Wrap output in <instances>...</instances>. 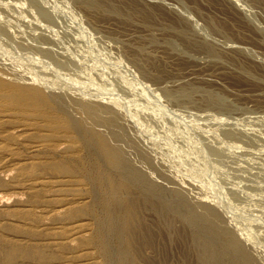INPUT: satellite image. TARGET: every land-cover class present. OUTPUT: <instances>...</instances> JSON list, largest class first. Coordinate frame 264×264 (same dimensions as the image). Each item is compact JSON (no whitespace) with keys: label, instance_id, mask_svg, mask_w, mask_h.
<instances>
[{"label":"rangeland","instance_id":"1","mask_svg":"<svg viewBox=\"0 0 264 264\" xmlns=\"http://www.w3.org/2000/svg\"><path fill=\"white\" fill-rule=\"evenodd\" d=\"M0 79L57 126L0 102L1 243L121 264L113 198L136 204L132 264H241L233 242L264 264V0H0ZM99 141L145 184L109 195Z\"/></svg>","mask_w":264,"mask_h":264},{"label":"bare ground","instance_id":"2","mask_svg":"<svg viewBox=\"0 0 264 264\" xmlns=\"http://www.w3.org/2000/svg\"><path fill=\"white\" fill-rule=\"evenodd\" d=\"M14 86V85H13ZM53 101V100H52ZM0 102L1 104L5 107L6 111L8 110L9 112L15 113V114H22V116H26V117H32L35 118L36 121H38L41 126L47 130H53L55 129L57 126L55 125V115H54V110L52 105L50 104L49 101V96H47L46 94L42 93L41 91L37 90L36 88L33 87H28V86H9L7 84H5V82L0 79ZM54 102V101H53ZM56 103V102H55ZM56 108V107H55ZM60 108V107H59ZM93 108V107H92ZM91 108V109H92ZM98 108V107H97ZM96 107L94 109H97ZM90 109V108H89ZM92 109V110H94ZM89 111V110H88ZM91 111V110H90ZM104 111V110H103ZM98 112V111H97ZM6 113V112H5ZM70 113V112H69ZM68 113V114H69ZM94 113V112H93ZM105 113V112H104ZM108 114V113H106ZM72 115V114H71ZM111 116V115H110ZM112 118V117H111ZM110 118V119H111ZM89 119V118H88ZM106 119V118H105ZM109 119V118H108ZM104 121V120H103ZM99 122V121H98ZM108 122V121H107ZM101 123V122H100ZM98 125V124H97ZM63 128L68 129L69 123L65 122L61 125ZM60 126V127H61ZM90 126V125H89ZM96 126V125H95ZM59 127V126H58ZM92 127V126H91ZM71 128V127H70ZM82 129V128H81ZM93 130V128H92ZM88 131V130H87ZM73 133V132H72ZM77 133V132H76ZM103 134V133H102ZM101 137V136H100ZM106 137V136H105ZM84 138L86 139L87 143H92V141L94 140L93 135L90 134L89 132H86V134H84ZM114 139V138H113ZM48 140V139H47ZM106 140V139H105ZM110 140V138H109ZM111 141V140H110ZM73 143V142H72ZM110 143V142H109ZM114 143V142H113ZM99 149L100 151L104 154V156L106 157L109 165L116 170L117 172H119V176L117 178V180L115 181L112 177H108L107 178V191L109 195H114L115 193L119 194L120 192L125 193L129 187L128 184L130 183H142L141 185L145 184L144 179L146 178H142L141 175L135 174L133 171H131V169H129L128 167H126V164L122 163V161L120 159H122V157L119 159L117 157V155L110 150L105 144L101 143L99 141ZM89 146V145H88ZM116 148V147H115ZM113 149V148H112ZM116 150V149H115ZM118 151V150H117ZM99 152V151H97ZM120 154V153H119ZM122 154V153H121ZM120 154V155H121ZM143 156V155H142ZM126 159V158H125ZM128 160V159H127ZM131 161V160H130ZM124 162V161H123ZM96 164V163H95ZM131 164V163H130ZM133 164V163H132ZM96 167V166H95ZM134 167V166H133ZM47 169H50L52 171L55 172H60L62 174H66L67 172H70L72 170H70L71 168H69L68 166L64 165V164H60V163H52V164H48V166L46 167ZM135 168V167H134ZM133 168V169H134ZM101 170V169H100ZM109 171V170H108ZM138 172V171H137ZM99 173V172H98ZM109 173V172H108ZM71 174V173H70ZM103 175V174H102ZM64 176V175H63ZM88 176V175H87ZM107 176V175H106ZM109 176V175H108ZM146 176V175H145ZM72 177V176H71ZM73 179V178H72ZM140 182V183H139ZM70 184V183H68ZM99 186V185H98ZM146 187H149V185H144ZM66 187V186H65ZM130 188V187H129ZM147 188V194L148 190ZM105 189V188H104ZM144 189V188H143ZM99 193V192H98ZM114 193V194H113ZM146 193V191H145ZM70 194V193H69ZM108 194H106L107 196H109ZM72 195V194H71ZM93 196V195H92ZM126 196V195H124ZM111 197V196H109ZM130 197V195H129ZM128 197V198H129ZM135 197V196H134ZM98 198V197H97ZM100 198V197H99ZM107 198V197H105ZM111 198H109V200H106L105 203L107 205V210L109 212L108 215L112 214L113 216L115 215L118 220H121V224L122 227L124 228V233L126 234L127 239L125 238V240H127V242H125L126 244L124 245V248L122 250L121 254V264H132L134 262V260L136 259V248H135V238L133 237L134 235H136L135 233V227L136 225V217H135V212H136V204L134 205L132 202L130 201H126L120 205L119 201H117L118 203L113 201V198L110 200ZM98 200V199H97ZM115 200V199H114ZM133 201V200H132ZM140 201V199H139ZM72 204V203H71ZM75 204V202H74ZM70 205V204H69ZM157 205V204H156ZM120 206V207H119ZM104 208V207H103ZM163 208V207H162ZM143 209V208H142ZM139 210V209H137ZM159 210V209H158ZM160 211V210H159ZM139 212V211H138ZM79 214V213H78ZM160 214V213H159ZM76 217V215H74ZM138 216V215H137ZM76 219H78V217H76ZM80 219V218H79ZM111 219V218H110ZM119 220V223H120ZM106 221V220H105ZM112 221V220H111ZM141 222V220H139ZM101 222V221H100ZM34 223V222H33ZM81 223V222H80ZM119 225V226H120ZM138 226V225H137ZM144 228V227H143ZM150 228V227H149ZM104 229V228H103ZM119 230L120 227L118 228ZM139 229V228H138ZM145 229V228H144ZM147 230V229H146ZM144 231V230H143ZM142 231V232H143ZM151 231V230H150ZM149 231V232H150ZM99 232V231H98ZM121 232V231H120ZM139 232V231H138ZM141 232V231H140ZM139 232V233H140ZM105 233V232H104ZM145 234H147L146 232H144ZM121 234V233H120ZM121 234V235H123ZM151 234V232L149 233ZM102 235V234H100ZM142 235V234H141ZM148 236V234L146 235ZM179 236V235H178ZM181 236V235H180ZM105 237V236H103ZM102 237V238H103ZM140 237V236H139ZM150 237V236H149ZM154 237V236H153ZM95 238V237H94ZM106 238V237H105ZM137 238V237H136ZM148 238V237H147ZM139 238H137L138 240ZM155 239V238H154ZM116 240V239H115ZM153 240V239H152ZM146 242V241H145ZM150 242V240H149ZM5 243V242H4ZM7 243V242H6ZM82 243V242H81ZM119 243V242H118ZM140 243V242H139ZM138 243V244H139ZM143 244V243H142ZM150 244L152 245V243L150 242L148 245L150 246ZM196 244V243H195ZM84 245V244H83ZM141 245V244H139ZM34 246V245H33ZM101 246V244H100ZM136 246L137 243H136ZM27 247V246H25ZM70 247V246H69ZM108 247V246H107ZM140 247V246H139ZM137 247V248H139ZM151 247V246H150ZM228 249H230V251L233 254L234 259L237 262H240L241 264H247V260H245V258H242V255H240V252L238 253V248L237 245L233 242V243H228L227 244ZM40 248V247H39ZM39 248H26V249H22L21 247L16 246V244H3L0 242V255L2 257V264H18L17 263V258L19 257H25L28 259H30L31 261H34L35 263H44L46 261V256L45 253L43 252L42 249ZM103 248V247H102ZM109 248V247H108ZM142 249V247H141ZM98 250V249H97ZM103 251V250H102ZM120 252V251H119ZM203 252H204V248H203ZM202 252V253H203ZM141 253V252H140ZM138 253V254H140ZM201 253V251H200ZM99 254H101L99 252ZM137 254V256H138ZM144 254V253H143ZM111 257V256H110ZM140 258V257H139ZM152 259V258H151ZM145 260V259H144ZM19 261V260H18ZM71 261V260H70ZM90 261V260H89ZM140 261V260H139ZM143 261V260H142ZM140 263V262H139ZM59 264V263H58ZM107 264V263H105ZM110 264V263H109ZM119 264V263H118ZM143 264V263H142ZM145 264V263H144Z\"/></svg>","mask_w":264,"mask_h":264}]
</instances>
